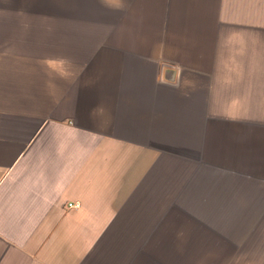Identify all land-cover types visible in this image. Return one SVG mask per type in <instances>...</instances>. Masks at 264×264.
Returning a JSON list of instances; mask_svg holds the SVG:
<instances>
[{"label":"crops","instance_id":"0c3cea01","mask_svg":"<svg viewBox=\"0 0 264 264\" xmlns=\"http://www.w3.org/2000/svg\"><path fill=\"white\" fill-rule=\"evenodd\" d=\"M17 14L0 264H264V0H58L20 39Z\"/></svg>","mask_w":264,"mask_h":264},{"label":"rangeland","instance_id":"374dc122","mask_svg":"<svg viewBox=\"0 0 264 264\" xmlns=\"http://www.w3.org/2000/svg\"><path fill=\"white\" fill-rule=\"evenodd\" d=\"M34 3V2H33ZM32 0H18L17 23L19 27L18 37L20 38H36L37 34L42 33L38 30L32 32L25 30L26 28L49 27L56 28L59 22L58 16V0H35L34 7ZM50 35V38H56L57 31H44Z\"/></svg>","mask_w":264,"mask_h":264},{"label":"built area","instance_id":"2783aa9c","mask_svg":"<svg viewBox=\"0 0 264 264\" xmlns=\"http://www.w3.org/2000/svg\"><path fill=\"white\" fill-rule=\"evenodd\" d=\"M76 207H77L76 203L67 204V209H73V208H76Z\"/></svg>","mask_w":264,"mask_h":264}]
</instances>
